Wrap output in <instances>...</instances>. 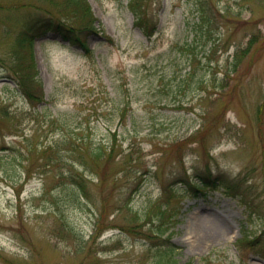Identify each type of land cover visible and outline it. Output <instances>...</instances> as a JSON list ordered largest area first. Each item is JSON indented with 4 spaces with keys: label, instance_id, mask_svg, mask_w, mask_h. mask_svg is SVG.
Instances as JSON below:
<instances>
[{
    "label": "rangeland",
    "instance_id": "374dc122",
    "mask_svg": "<svg viewBox=\"0 0 264 264\" xmlns=\"http://www.w3.org/2000/svg\"><path fill=\"white\" fill-rule=\"evenodd\" d=\"M89 1L91 53L34 39L37 102L9 64L41 2L0 0V264H264V0Z\"/></svg>",
    "mask_w": 264,
    "mask_h": 264
},
{
    "label": "trees",
    "instance_id": "16d2710c",
    "mask_svg": "<svg viewBox=\"0 0 264 264\" xmlns=\"http://www.w3.org/2000/svg\"><path fill=\"white\" fill-rule=\"evenodd\" d=\"M41 3L38 10L30 7V10L23 12L19 19V31L17 32L15 43L12 47V56L9 67L10 77L20 86L24 94L30 99L37 102L43 100V84L38 77V69L34 57L33 40L37 36L44 35L48 31L59 33L60 37L70 44L80 47L85 53H91L88 45V36L103 31V27L95 16L91 4L88 0H39ZM128 5L135 15V24L143 27V19L138 13L134 0H129ZM24 6L17 4H8L5 9L12 12L15 20L19 18V9ZM8 22H12L8 18ZM99 23V25H97ZM111 40V38H109ZM253 38L248 41L246 48H239L234 53L233 70L236 64L248 50ZM92 155L101 156V150L91 152ZM81 178V177H80ZM202 181L214 182L217 177L212 178L208 172L201 176ZM72 181L76 182L85 193V183L82 179L73 176ZM240 181L235 185L224 184V189L230 194L239 193L238 186ZM199 187V186H197ZM165 208H159L161 217L165 215ZM165 229V228H163ZM161 229V231H164ZM174 249L169 244L165 247L157 258L156 264H177L173 258ZM183 264H190L185 262Z\"/></svg>",
    "mask_w": 264,
    "mask_h": 264
},
{
    "label": "bare ground",
    "instance_id": "6f19581e",
    "mask_svg": "<svg viewBox=\"0 0 264 264\" xmlns=\"http://www.w3.org/2000/svg\"><path fill=\"white\" fill-rule=\"evenodd\" d=\"M192 227H193V226L191 225V228H192ZM229 228H230V225L228 224V222H226V234H227Z\"/></svg>",
    "mask_w": 264,
    "mask_h": 264
}]
</instances>
